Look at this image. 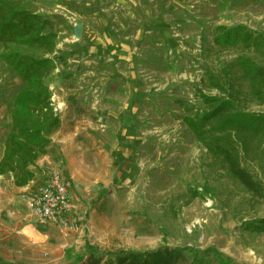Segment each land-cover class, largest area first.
Instances as JSON below:
<instances>
[{
  "label": "rangeland",
  "instance_id": "1",
  "mask_svg": "<svg viewBox=\"0 0 264 264\" xmlns=\"http://www.w3.org/2000/svg\"><path fill=\"white\" fill-rule=\"evenodd\" d=\"M11 1L55 26L48 106L69 151L57 161L56 132L42 181L51 172L65 178L81 224L75 233L52 228L53 240L32 264H70L86 255L85 245L101 254L214 249L233 264H264V233L246 229L264 219V198L226 173L182 122L207 110L199 94L232 98L237 111L264 115V95L251 94L236 64L247 58L264 67V53L214 43L219 27L264 36V0ZM9 51L41 55L21 46ZM23 88L0 62V160ZM230 135L240 165L264 186L262 137Z\"/></svg>",
  "mask_w": 264,
  "mask_h": 264
},
{
  "label": "trees",
  "instance_id": "2",
  "mask_svg": "<svg viewBox=\"0 0 264 264\" xmlns=\"http://www.w3.org/2000/svg\"><path fill=\"white\" fill-rule=\"evenodd\" d=\"M217 32L214 43L219 48L242 51L255 48L264 53V36L250 32L244 26L219 27ZM56 39L54 23L48 18L18 7L11 0H0V45L5 50L0 54V62L24 84L13 99L11 128L0 160V175L11 174L16 188L25 187L33 179L30 167L48 153L50 139L60 128V120L48 106L50 94L46 84L55 68ZM11 46H21L41 55L34 57L9 51ZM236 64L251 94L255 97L264 95V67L247 58H239ZM210 83L222 90L217 81ZM199 97L207 110L184 117L182 122L226 173L253 196L264 198V186L240 165L237 144L230 135L235 132L261 136L264 142V115L237 111L232 98L203 94ZM73 103L71 101L70 105ZM111 155L117 154L111 152ZM246 229L256 234L264 233V219L246 224ZM85 251L84 257L78 256L70 264H233L214 249L193 252L190 248L163 246L150 251L101 254L85 245Z\"/></svg>",
  "mask_w": 264,
  "mask_h": 264
},
{
  "label": "crops",
  "instance_id": "3",
  "mask_svg": "<svg viewBox=\"0 0 264 264\" xmlns=\"http://www.w3.org/2000/svg\"><path fill=\"white\" fill-rule=\"evenodd\" d=\"M59 133L51 137L53 142L61 143L60 154L55 155L57 161L69 151L64 145V137H59ZM52 160L53 156L48 153L38 159L32 168L34 172L32 181L22 188H16L9 183L12 182V178L9 182L2 183L0 177V264H32V261L40 260L41 245L53 240L52 228L57 227L38 224L23 198L24 195H21L27 189L41 185L45 177L44 172L52 168L50 167ZM58 231L64 233L59 229Z\"/></svg>",
  "mask_w": 264,
  "mask_h": 264
},
{
  "label": "built area",
  "instance_id": "4",
  "mask_svg": "<svg viewBox=\"0 0 264 264\" xmlns=\"http://www.w3.org/2000/svg\"><path fill=\"white\" fill-rule=\"evenodd\" d=\"M55 104L56 112L61 110ZM27 206L40 225H54L64 233H75L81 228L80 222L72 216V197L68 183L57 172H51L46 180L24 195Z\"/></svg>",
  "mask_w": 264,
  "mask_h": 264
}]
</instances>
